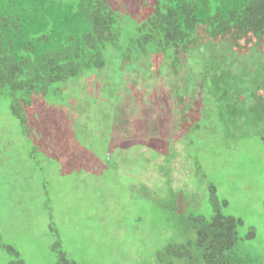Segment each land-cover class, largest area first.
<instances>
[{"label": "rangeland", "instance_id": "1", "mask_svg": "<svg viewBox=\"0 0 264 264\" xmlns=\"http://www.w3.org/2000/svg\"><path fill=\"white\" fill-rule=\"evenodd\" d=\"M111 2L130 35L154 0ZM228 48L200 44L178 76L150 53L58 84L61 96L35 101L32 136L0 95V244L24 264H56L55 224L78 264H164L166 243L195 237L182 217L213 215V182L223 212L243 220L239 248L264 260V51Z\"/></svg>", "mask_w": 264, "mask_h": 264}, {"label": "trees", "instance_id": "2", "mask_svg": "<svg viewBox=\"0 0 264 264\" xmlns=\"http://www.w3.org/2000/svg\"><path fill=\"white\" fill-rule=\"evenodd\" d=\"M146 9L147 15L129 35L111 0H0V95L8 100L23 135H33L31 112L36 100L61 96L66 85L58 84L84 78L110 62L127 65L141 56L162 53L170 74L178 76L189 54L205 42L225 41L233 54L264 51V0H154ZM113 54L118 60H112ZM176 93L183 106L186 95L181 86ZM260 143L264 149V135ZM164 169L169 176L170 167ZM209 190L213 215L183 216V224L195 237L166 243L157 259L164 264H174L173 258L188 264H264L239 248L243 220L223 212L228 200L220 199L215 183ZM174 193L181 195L180 190ZM51 230L56 264H78L64 250L58 227L52 224ZM255 235L250 227L247 238ZM0 246L10 264H24L14 244Z\"/></svg>", "mask_w": 264, "mask_h": 264}]
</instances>
